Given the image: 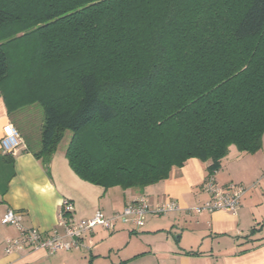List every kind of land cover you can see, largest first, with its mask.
I'll return each mask as SVG.
<instances>
[{
	"label": "trees",
	"instance_id": "obj_1",
	"mask_svg": "<svg viewBox=\"0 0 264 264\" xmlns=\"http://www.w3.org/2000/svg\"><path fill=\"white\" fill-rule=\"evenodd\" d=\"M0 97L41 105L36 158L71 130L70 167L105 189L217 172L263 147L264 0H0Z\"/></svg>",
	"mask_w": 264,
	"mask_h": 264
},
{
	"label": "crops",
	"instance_id": "obj_2",
	"mask_svg": "<svg viewBox=\"0 0 264 264\" xmlns=\"http://www.w3.org/2000/svg\"><path fill=\"white\" fill-rule=\"evenodd\" d=\"M12 113H9L4 99L0 97V139L5 124H16L11 118ZM19 131L23 143L15 152L8 153L9 157L6 158L5 153L0 150V264H95L97 260L99 264H104L101 258L111 257V251L118 248L115 245L117 241L127 236L128 222L118 220L115 230L118 228L121 232L107 238V229L97 227L84 235L80 249L62 253H50L46 249H26L8 253L5 248L6 241L21 234L17 227L3 224L2 218L8 210L22 214L23 227L37 228L48 234L57 227L61 203L65 199L74 203L75 211L70 217L79 221L91 218L98 209L107 216H114L142 196H146L152 204L169 200L177 202L180 210L169 213V223L180 224L182 227L189 223L197 232L207 235L210 230V236L217 235V239L212 242L216 244L215 253L223 258V264H264V207L256 197L258 191L260 193L264 190V135L263 147L257 153L242 154L235 147H231L230 152L235 148L237 157L244 162L242 173L231 172L230 178L221 183L216 177L219 185L234 182L249 185L238 212L235 214L221 210L194 214L188 210L204 204L209 199L202 185L208 176L207 167L210 162L190 158L182 167H174L168 179L147 186L144 190H125L118 186L105 189L81 179L70 167L65 150L56 151L50 163L45 165L33 153L40 148H32L23 132L20 129ZM228 156L222 164L229 161ZM260 178H263L262 184ZM260 196L264 198V194ZM153 215L147 216L143 227L136 228L142 232L155 231L157 227L153 224H157L151 217ZM184 234L183 230L177 237L182 239ZM166 240L171 242L169 236ZM212 247L211 254L214 251V246ZM181 249L169 245L155 252L159 258H180L184 264H199L201 260H206L205 264H214L210 259L211 255L202 253L194 257L186 256Z\"/></svg>",
	"mask_w": 264,
	"mask_h": 264
},
{
	"label": "built area",
	"instance_id": "obj_3",
	"mask_svg": "<svg viewBox=\"0 0 264 264\" xmlns=\"http://www.w3.org/2000/svg\"><path fill=\"white\" fill-rule=\"evenodd\" d=\"M22 143L23 138L19 129L13 123L5 124L0 139V150L7 154L14 153ZM216 173L208 174L202 185L203 190L209 195V199L200 206L190 208L189 213L199 214L221 210L235 214L238 212L249 187L236 183L219 185ZM179 210L180 206L175 201L169 200L152 204L146 196H142L126 205L120 213L114 216H107L98 209L91 218L76 221L70 217L75 211L74 203L65 199L61 203L57 227L48 234L37 228L23 227L22 214L15 210H8L2 218L3 224L17 227L21 234L17 238L8 239L5 248L8 253L26 249H46L50 253L71 251L80 249L83 246L84 235L97 227L110 231L115 230L118 220L132 222L137 227H143L149 214L163 216Z\"/></svg>",
	"mask_w": 264,
	"mask_h": 264
},
{
	"label": "rangeland",
	"instance_id": "obj_4",
	"mask_svg": "<svg viewBox=\"0 0 264 264\" xmlns=\"http://www.w3.org/2000/svg\"><path fill=\"white\" fill-rule=\"evenodd\" d=\"M12 120L16 123L15 125L23 132L26 137V141L28 144L32 146L34 149H38L41 146V124L43 121V109L40 104L35 103L32 105H28L22 107L16 111H13L11 115ZM73 132L71 130H66L62 139L58 144V148L56 151H63L67 150L68 144L72 138ZM261 150V149H260ZM259 150V151H260ZM55 151V152H56ZM258 152V151H257ZM256 152V153H257ZM229 161L225 162L221 165L219 170L217 171L216 177L217 180L221 183L224 180H228L230 178V173H242V168H244L240 160L237 157V152L235 148H233L229 154ZM50 163V162H49ZM48 163V164H49ZM263 178H260V183L262 184ZM236 184H243L247 187L249 185L242 183V182H234ZM260 185V184H259ZM262 188L260 187V190ZM260 194H264V190L262 192H257V196L259 202H262V207H264V198L260 196ZM257 201V203H258ZM261 210H263L261 208ZM171 214V213H170ZM170 214L159 216L153 215V221L157 224H153L157 229L152 232H142L136 228L137 226L134 225L132 222L127 223V236L126 238H122L118 240L115 245L116 249L111 251V257L108 258H101V261L104 264H114V263H123V264H184L183 260L180 258H173L172 260L159 258L157 256L158 249H165L169 245H175L177 249L182 248L183 254L186 256H195V255H211L210 259L214 264H223V258L218 257L216 255V244L213 243V239H217V235L212 234L210 236V230L207 232V235L203 232H197L193 229L191 224L184 225L182 227L180 224H172L169 223ZM195 214V213H194ZM170 215V216H169ZM169 216V217H168ZM141 228V227H140ZM185 231L184 236L182 239H179L177 236ZM121 232L117 228V230H107L106 237L110 235H115L116 233ZM169 236L170 243L166 240ZM234 236V235H233ZM121 237V236H120ZM213 237V238H212ZM120 241V242H119ZM150 244V246H149ZM152 244V245H151ZM212 246H214L213 254H211ZM152 248V249H151ZM147 250V251H145ZM154 250V251H151ZM61 253L63 251H60ZM149 252V253H146ZM87 256L90 257V254L87 253ZM154 256L157 260L155 261ZM206 259V258H200ZM100 262V261H99ZM194 262V261H193ZM199 264H205L206 260H201L198 262ZM88 264H94L88 263ZM95 264H99L98 260Z\"/></svg>",
	"mask_w": 264,
	"mask_h": 264
}]
</instances>
